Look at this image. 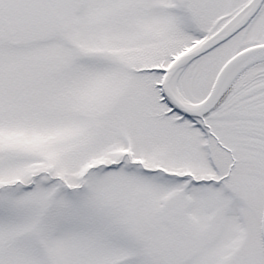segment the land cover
<instances>
[{"label":"snow or ice","instance_id":"snow-or-ice-1","mask_svg":"<svg viewBox=\"0 0 264 264\" xmlns=\"http://www.w3.org/2000/svg\"><path fill=\"white\" fill-rule=\"evenodd\" d=\"M0 264H264V0H0Z\"/></svg>","mask_w":264,"mask_h":264}]
</instances>
